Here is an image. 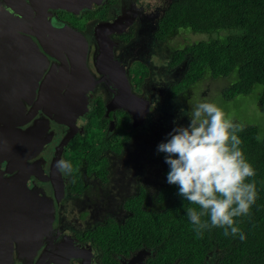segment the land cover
I'll return each instance as SVG.
<instances>
[{
    "label": "flooded vegetation",
    "instance_id": "flooded-vegetation-1",
    "mask_svg": "<svg viewBox=\"0 0 264 264\" xmlns=\"http://www.w3.org/2000/svg\"><path fill=\"white\" fill-rule=\"evenodd\" d=\"M62 1L0 0V103L26 142L0 146L1 249L9 264H157L163 247L127 224L153 207L151 163L181 126L162 103H199L186 33H159L173 0Z\"/></svg>",
    "mask_w": 264,
    "mask_h": 264
},
{
    "label": "trees",
    "instance_id": "trees-1",
    "mask_svg": "<svg viewBox=\"0 0 264 264\" xmlns=\"http://www.w3.org/2000/svg\"><path fill=\"white\" fill-rule=\"evenodd\" d=\"M181 29L192 33L233 31L222 39L182 49L190 85L206 76L230 78L221 92L229 101L250 94L259 85L258 104L264 105V0H173L159 23V33L171 36ZM242 127L238 133L241 148L255 169L256 175L250 179L258 193L250 214L236 218L246 239L225 237L219 228L205 230L198 237L184 210L190 205L178 195V186L167 183L165 154L156 150L151 177L162 181L151 184L153 207L148 212L135 208L133 219L138 218L127 226L135 227L136 232L146 230L152 242L160 243L163 248L156 256L157 264H264V133L254 125Z\"/></svg>",
    "mask_w": 264,
    "mask_h": 264
},
{
    "label": "clouds",
    "instance_id": "clouds-1",
    "mask_svg": "<svg viewBox=\"0 0 264 264\" xmlns=\"http://www.w3.org/2000/svg\"><path fill=\"white\" fill-rule=\"evenodd\" d=\"M180 111L189 124L174 127L166 142L157 146L169 167L167 183L178 186V195L190 205L184 210L198 237L219 228L225 237L239 236L243 241L246 236L236 218L249 215L258 197L256 183L250 179L255 169L238 135L243 127L207 100L188 112ZM56 168L66 174L72 171L64 159L56 162Z\"/></svg>",
    "mask_w": 264,
    "mask_h": 264
},
{
    "label": "rangeland",
    "instance_id": "rangeland-1",
    "mask_svg": "<svg viewBox=\"0 0 264 264\" xmlns=\"http://www.w3.org/2000/svg\"><path fill=\"white\" fill-rule=\"evenodd\" d=\"M185 31L186 34L180 35L178 41L181 44H193L201 41H209L212 39H222L226 35L232 33V30H220L211 33H192L190 30L181 29ZM231 82L230 78H219L211 79L207 76L199 85V88L195 91L199 98V103L207 100L209 102L216 103L221 107L225 113L233 119V121L241 126L243 125H254L258 128L261 134L264 133V105L260 106L258 104L262 87L256 85L252 92L248 95H238L232 100H225L222 97V90L224 87L229 85ZM183 100L177 99L174 103L163 102L161 107H167L165 111V117L170 115L173 117V121L181 124V126H187L189 124V119L186 115L181 113L183 107ZM161 108V109H162ZM158 110L160 109L157 108ZM186 112V110L184 109ZM178 114V116H176ZM163 115V114H162ZM176 116V117H175ZM162 119V120H163ZM179 119V120H178Z\"/></svg>",
    "mask_w": 264,
    "mask_h": 264
},
{
    "label": "water",
    "instance_id": "water-1",
    "mask_svg": "<svg viewBox=\"0 0 264 264\" xmlns=\"http://www.w3.org/2000/svg\"><path fill=\"white\" fill-rule=\"evenodd\" d=\"M63 2L64 1H62L61 4L57 5V6L65 8L69 12L77 13L78 9L82 8L83 5L81 3L84 2V1L83 0L82 1L81 0H71L70 3H72V4H70L69 6H65V3H63ZM74 2H77L76 3L77 7L74 6ZM1 14L3 16V19H5V17H7L6 14L0 8V15ZM8 17H10V16H8ZM45 44H46V42H45ZM82 63H83V60L81 61V64H80L81 66H82ZM54 90L55 89H51L50 86L46 85V87L44 89V92H45L44 99H46L48 97L52 98V97L56 96V95L52 94V92ZM58 97L61 98L60 95ZM46 101H49V99L48 100L46 99ZM5 105H6L5 101L0 103V146L1 147H6V146L7 147H26V146H24V145H26V142L22 141V138L20 136H18V134L15 132L16 130L14 129V126L18 123V121H13V120H11V117H6V114L9 113L10 107L9 106H5ZM52 105H54L56 107L58 106V104H52ZM22 124H25V123H22ZM28 131L31 132V131H33V129H30ZM25 136H27V134H25ZM24 140H25V138H24ZM18 218H23L24 219L25 217L24 216H20ZM8 219H9V217L7 218V220ZM14 226L16 227L17 224L14 225ZM16 232L18 234H20L21 236H24V235L28 234V233H26L24 231L18 232L17 228H16ZM2 235H4V234H0V240H2V237H1ZM10 252H11V250L8 249V248L1 249V245H0V260H2V257H5V261H4L3 264H9V260L11 258ZM0 264H1V262H0Z\"/></svg>",
    "mask_w": 264,
    "mask_h": 264
}]
</instances>
